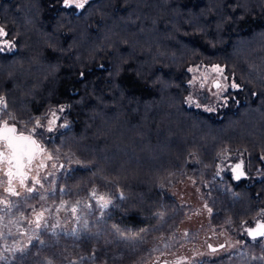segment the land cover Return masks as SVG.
<instances>
[{"label": "trees", "instance_id": "1", "mask_svg": "<svg viewBox=\"0 0 264 264\" xmlns=\"http://www.w3.org/2000/svg\"><path fill=\"white\" fill-rule=\"evenodd\" d=\"M0 27L13 46L0 44L1 104L13 121L66 123L51 139L75 165L68 181L120 192L109 221L121 235L176 211L177 183L195 166L227 173L230 161L248 177L226 180L225 214L234 227L255 223L264 209V0H91L81 10L0 0ZM214 64L240 86L217 114L187 103L192 68ZM13 257L0 249V264H49L47 253Z\"/></svg>", "mask_w": 264, "mask_h": 264}, {"label": "flooded vegetation", "instance_id": "2", "mask_svg": "<svg viewBox=\"0 0 264 264\" xmlns=\"http://www.w3.org/2000/svg\"><path fill=\"white\" fill-rule=\"evenodd\" d=\"M2 113L3 104L0 102V114ZM5 125L15 127L16 135L32 136L40 149V151L34 154L31 161H28L31 149L28 147L21 149V159L18 158L15 161L12 157L13 144L7 139L0 138V217L1 219L5 217L10 218L13 221V227L16 226L18 232L21 231L22 235L25 233L28 234L29 248L32 243H34V238L30 241L31 237L29 236L28 228L23 227L22 230L19 229L21 226H19L18 221L21 220L20 214L22 210L24 212L22 219L24 220L27 218L26 221L28 220V225L31 227L44 228L45 232L48 231L47 236L50 237L51 241L54 243L57 241L63 243V241L67 240L69 242L71 241L73 246H78L79 243V246H81L83 241L80 242L81 240L79 239V236L82 234V232H80V227H82V229L88 227L86 223H82L86 219L82 220V217L84 213H93L95 210L94 208L97 207L100 208V217H102L105 225L104 227H108L107 231L109 234H113V238L117 236V233L119 235L122 234V232L109 221V216L113 213L116 201L121 194L105 182L87 181L91 182L93 186H91L92 190L88 192L86 198L89 200L87 202L81 200V203L76 207L71 206L69 210L64 209L63 205L67 204L69 200V197H67L69 188L74 189L75 184L68 181V176L73 174L75 165L67 162V157L52 147L53 140L51 138L52 134L55 133L60 126L66 125L65 122L59 123L57 118H52L46 122L33 121L27 124L13 121L11 117L8 120L0 119V129L5 127ZM236 162L237 161H230L228 162V167H223L222 170H227V173H223L220 170L214 171L217 175H214L215 179H219L226 188L229 186V183H227L228 181H226L228 178L231 177L235 180L231 169ZM23 163L25 164L23 169L16 166V164L21 165ZM105 187H107V189H104ZM41 191H45L46 194L45 197L47 200L45 201V206H41L40 204L39 206L36 205L34 208L30 206L26 207V200V204H22V206L24 205L22 208L21 199L27 197L31 199ZM200 200L204 205H208L209 210L205 212L203 211V207L198 206L197 208L196 206L194 212L190 211L188 214H183L185 217L187 216V219H182L179 224H186L188 228L186 230H177L174 228L169 230L167 239H174L175 243H171L169 246L157 250L156 254L144 264H212L214 261L228 256L231 253L245 250L248 244L252 242L264 243V235L256 239H251L247 232L249 227L256 225L258 222H264V209L257 213V218L253 225L234 227L228 219L230 224V227H228L230 229L221 231L215 229V225L211 223L209 219V213L212 211L209 202L204 198ZM53 204H57L55 208L50 207ZM89 204L92 205L88 206ZM229 208V205H227L226 210ZM50 209H52V212L54 211L53 215H51L52 212H48ZM32 220L36 221V223H32ZM227 230L230 232H227ZM122 236L124 238L121 239L119 237V239L123 242H119L123 245L129 243L127 244L129 246L131 236L128 234H123L121 237ZM33 237H35V235H33ZM114 242L115 241H113V243ZM15 243L14 240V244ZM45 246L49 247L46 252L48 263H60L56 261L58 259L57 255H54V252L58 251L56 245L51 246L49 243ZM8 252L12 253L10 250H8ZM61 253L63 252H60V254ZM71 253L72 254L68 256V260L70 261H64V264H87L93 254L89 256L87 254L88 252L84 249L75 252L73 250ZM95 257L94 261L100 258V254L97 253ZM99 262L100 259L97 263Z\"/></svg>", "mask_w": 264, "mask_h": 264}, {"label": "rangeland", "instance_id": "3", "mask_svg": "<svg viewBox=\"0 0 264 264\" xmlns=\"http://www.w3.org/2000/svg\"><path fill=\"white\" fill-rule=\"evenodd\" d=\"M89 1L91 0H62L65 6L74 7L77 10L83 9ZM0 44L7 49H12L13 47L12 43L5 38V31L1 27ZM215 82L218 83L217 87L214 86ZM239 89L240 86L235 78L229 76L223 66L219 64L195 66L192 68V79L190 80V92L187 97V103L190 107L196 108L197 110L217 114L220 110L226 108L231 102L237 100ZM10 117V114L3 105V113L0 114V119L8 120ZM67 162H69L68 158ZM214 175L217 176L215 172H212L209 169H202L195 166L193 174L191 173V175H188L185 179L177 183L176 195L177 198L180 199V207L169 217L166 216L161 218L160 221H158V225L146 229L139 236L131 237L129 246L127 245L129 243L126 245L120 243L123 242L120 241L124 238L123 236L121 237V235L117 233V236L113 238V234H109L107 231L108 227H104V222L102 217H100V208L97 207L94 208L95 210L93 213H84L82 217V220L86 218L82 223H86L88 227L85 229L80 227V232H82V234L79 236V239L81 240L80 242L83 241L81 246H79L80 243L78 246H73L72 242L67 240L63 241V243H60V241L54 243L51 241V238L47 236L48 231L45 232L44 228L40 229L38 227H31L28 225V220L26 221L27 218L24 220L22 219L24 213L22 210L20 214L21 220L18 221L19 226H21L19 229L22 230L23 227L28 228L29 236L31 237L30 241L34 238V243H32L29 248L28 234L25 233L22 235L21 231L18 232L16 226L13 227V221L10 218L5 217L1 219L0 217V249L3 251L10 250L15 259H18L22 255H28L35 252H39V254L43 253L45 257L49 248L45 245L50 243L51 246L56 245L58 248V251L54 252V255H60V252H63L56 260L61 264L70 261L68 260V256L72 254L71 252L73 250L75 252L81 251L82 249L86 250L89 256L93 253L90 261H85L87 264H144L156 254L157 250H160V248L165 246L167 247L171 243H175L174 239H167L169 230L173 228L177 230H186L188 228L186 224H179L182 219H187V216L185 217L184 215L191 211V208L187 207V205L190 206L191 204H194L197 208L198 206H201L205 212L209 210L208 205H204L200 200L203 199L201 195L202 192H194L192 189L194 187L198 186L199 188L201 187L200 189H202V187L209 189V196L206 200L211 205L212 211L209 213V219L211 223L215 225V229L221 231L230 229L229 220L225 216V211L229 198H231L232 195H229L226 187L219 181V179L216 180ZM91 186V182H85L84 184H75L74 189L69 188V193L67 195L69 200L67 201V204L63 205L64 209L69 210L71 206L76 207L81 203V200L87 202L89 200L86 199L88 192L91 191L93 187ZM104 189H107V187ZM45 196V191H41L31 199H29V197L21 199V206L22 204H26V200V207L30 206L34 208L36 205L39 206L40 204L41 206H45V201L47 200ZM56 205L57 204H53L50 207L55 208ZM90 205L92 204H89L88 206ZM194 211L195 209L193 212ZM48 212H52V209L48 210ZM53 214L54 211L51 215ZM78 216L80 217L79 214ZM32 223L35 224L36 221L32 220ZM227 232L230 231L227 230ZM33 235H35V237H33ZM119 237L121 239H119ZM14 240L16 242L15 244ZM113 241L115 242L113 243ZM263 246L264 244L262 242H252L251 244H248V247H246L245 250L231 253L228 256L214 261L212 264H264ZM97 253L100 254L99 263H97L99 259L94 261L97 257H95Z\"/></svg>", "mask_w": 264, "mask_h": 264}, {"label": "water", "instance_id": "4", "mask_svg": "<svg viewBox=\"0 0 264 264\" xmlns=\"http://www.w3.org/2000/svg\"><path fill=\"white\" fill-rule=\"evenodd\" d=\"M214 86L217 87L218 83L215 82ZM7 128L15 129L13 126H7ZM7 136V140L10 141L11 144H13V152H12V157L16 161L18 158H20V151L21 149H25L26 147L31 149L30 155H29V160L33 158L34 154L38 151L39 145L37 144L36 140L32 136L28 135H16L15 131L14 132H6L5 127L0 129V138H4ZM9 143V144H10ZM20 161V160H19ZM16 166L21 169L24 168L25 164L17 165ZM233 176L235 180L243 179L247 177V173L245 171L244 163L239 161L233 164L232 169H231ZM25 174V173H24ZM248 235L251 239H256L264 235V222H258L256 225L249 227L248 230Z\"/></svg>", "mask_w": 264, "mask_h": 264}, {"label": "snow or ice", "instance_id": "5", "mask_svg": "<svg viewBox=\"0 0 264 264\" xmlns=\"http://www.w3.org/2000/svg\"><path fill=\"white\" fill-rule=\"evenodd\" d=\"M5 131L6 132H14L15 129L7 128V125H5ZM5 139H7V136H5Z\"/></svg>", "mask_w": 264, "mask_h": 264}]
</instances>
